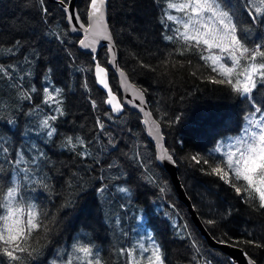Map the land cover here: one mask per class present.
<instances>
[{"label":"trees","instance_id":"16d2710c","mask_svg":"<svg viewBox=\"0 0 264 264\" xmlns=\"http://www.w3.org/2000/svg\"><path fill=\"white\" fill-rule=\"evenodd\" d=\"M226 2L239 27L248 32L250 44L264 42V23L251 21L248 0ZM89 4L78 0L85 21ZM166 5L167 0H109V25L120 65L145 91L207 230L264 264V247L236 243L264 244V209L245 203L228 183L207 174L208 165L190 159L197 154L210 162L217 159L210 156L212 147L221 136L241 130L250 107L227 85L208 78L219 77L201 59L207 51L195 46L186 50L166 19V11L173 15ZM168 35L174 40L165 39ZM78 40L69 33L57 2L0 0V66L6 70L0 72V188L10 186L18 174L25 203L36 204L55 220L42 253L28 258L27 264H63L77 240L91 242L105 264H128L127 252L120 249L132 247L146 264L138 244L151 248L153 241L161 247L165 264H232L229 256L206 243L181 202L182 211L176 210L177 194L157 162L141 115L129 109L119 117L112 115L96 83L92 56L79 49ZM98 58L108 65L104 48ZM111 84L118 91L114 73ZM45 87L62 89L58 99L63 100V115L54 102H44ZM25 92L29 99L22 97ZM255 96L264 102V87ZM52 115L58 118L50 121L56 132L49 137L41 122ZM68 137L73 143L83 139L85 145L72 148ZM21 155L25 162L17 165ZM24 168L30 169L29 181L22 179ZM121 187L129 192L119 191ZM209 219L216 223L207 224ZM0 264L11 262L0 254Z\"/></svg>","mask_w":264,"mask_h":264},{"label":"snow or ice","instance_id":"6c2138e0","mask_svg":"<svg viewBox=\"0 0 264 264\" xmlns=\"http://www.w3.org/2000/svg\"><path fill=\"white\" fill-rule=\"evenodd\" d=\"M40 3L43 4V0H40ZM89 3L90 10L87 13V19L91 21L89 28L85 29L84 24L81 23L79 29L74 25L73 30L91 31L94 38L89 41L86 35L79 43L93 52L96 50L97 43L95 37L108 40L110 42L108 51L114 58L115 46L111 43L112 35L106 21V0H89ZM166 8L184 14L183 18H178L166 11L165 16L167 21H173L182 26L183 31L177 28L176 32L186 45V50L192 51L195 46L197 49L208 52L206 56L201 55V59L219 77L208 78L215 84L227 85L250 107L247 114L243 116L244 124L240 132L230 137L227 144L220 141L213 149L214 153L220 154L219 159H213L210 162L209 159H203L198 154L191 156L190 159L196 164L202 161L203 164L208 165L210 171L207 174L216 175L228 183L237 195H242L245 203L264 209V102L258 101L255 96L258 88L264 87V42L250 44L248 32L239 27L236 13L226 0H167ZM43 10L47 12L46 8ZM247 10L253 23H264V0H248ZM68 19L72 20V13L68 14ZM79 19V14H76V20L79 21ZM165 39L173 41L174 37L168 35ZM214 49L218 50V53L214 52ZM112 63L115 64L114 59ZM0 72H6V70L0 66ZM195 74L193 72V75ZM95 75L99 83L107 90L106 103L111 106V111H121L123 105L116 99L106 80L107 69L102 67L99 61L95 62ZM120 77L121 84L131 91L133 99H139L143 105L145 103L143 91L128 83L127 75L122 69ZM31 90L36 91L35 88ZM43 92L44 102L46 104L54 102L56 112L63 115V100L58 99L62 97V89L50 90L45 87ZM21 95L25 99L30 98L26 92ZM92 103L95 107V101ZM140 110L144 111V108L140 107ZM57 118L56 115H52L41 122L42 128L48 130L49 137L56 132L50 121H55ZM144 123L148 126L149 134L155 136L157 142L163 140L160 122L152 119L151 112H145ZM100 127L103 128L102 123ZM66 143L72 148H75L77 144L85 145L83 139L77 138V142L73 143L71 137L67 138ZM158 158L161 161L175 163L173 156L166 148H163ZM23 162H25L23 155L15 161L17 165ZM20 172L23 173V181L30 180V169L24 168ZM17 175H13L10 186L0 188V209L3 210V214H0V254L7 257L11 264H27L28 258L38 257L42 253L48 234L53 230L50 225H54L55 220L49 219L46 213L39 211L36 204L25 203L21 180L17 178ZM100 191L103 192L104 189L101 188ZM119 191L127 193L129 189L121 187ZM45 220H48V223H45ZM206 223L213 225L216 221L209 219ZM149 239H152L151 236ZM236 243L264 247V244L256 240H242ZM193 246L196 247L195 241ZM71 247L72 254L63 261V264H105L98 254L99 250L91 242L81 243L77 240ZM138 249L141 259L145 260L146 264H165L163 251L154 241L151 248L145 247L144 243H139ZM120 252H127L130 258L128 264H141V260L136 256L137 247L120 249ZM144 253L149 255L145 257ZM244 255L248 264H256V261L248 257L247 253ZM53 264L56 262L53 261Z\"/></svg>","mask_w":264,"mask_h":264},{"label":"water","instance_id":"95a60500","mask_svg":"<svg viewBox=\"0 0 264 264\" xmlns=\"http://www.w3.org/2000/svg\"><path fill=\"white\" fill-rule=\"evenodd\" d=\"M53 2H57L60 5L61 10L64 12L65 16H66V23L69 26V33L72 36H77L79 37L78 40V47L79 49L87 54L92 55V59L94 62V67H93V73H94V77L96 79V83L99 86V88L106 94V89L103 88V86L99 83L96 75H95V62L99 61L98 58V54L99 52L104 48L106 50L107 53V57H108V65L105 66L103 65L100 61V64L102 67L107 69V77L106 80L109 84V86L111 87L113 93L116 96V99L120 102V104L123 105V108L121 111L119 112H112L111 111V106L108 105L106 103L107 108L111 111L112 115L115 117H119L120 115H122L123 111L125 109H129L131 111L137 112L141 115L142 118V122L143 125L145 127L148 139L153 143V145L155 146V151H156V158H157V162L158 164L167 172V174L170 177L171 183L174 187V190L177 194L178 199L180 200V202L185 206L188 215L190 217V220L192 222V224L195 226V228L198 230L199 234L203 237V239L206 241V243L213 249H217L219 250V252L221 251V253L226 254L227 256L230 257L231 259V263L232 264H248L247 258L244 255V253H247L244 251V249L232 242H228V241H220L218 239H216L215 237H213L211 235V233L207 230L206 226L204 225V223L202 222L200 216L197 213V210L195 208V206L192 203L191 198L188 196L180 174H179V167L175 161V163L173 164L170 161L164 160L161 161L158 157L161 153V151L163 150V148H166L168 150V152L172 155L169 147L167 146V140H166V136L163 132L162 126L160 124V130H161V134L163 136V140L160 142H157V139L155 136L149 134L148 132V126L145 125L144 123V119H145V112H151L152 114V119H155V116L150 108V103L148 101L147 95L145 93V91L134 81H132V79L130 78L129 74L127 73V71H125L121 65H120V59H119V50L116 44V41L114 39V36L112 34V31L110 29V25H109V18H108V4H109V0H106V21L108 24V27L111 31V35H112V41L111 43L114 44V50H115V57L113 58V55L111 52L108 51V45H109V41L102 38V37H95V39L97 40V43L95 45V52H93L90 48H85L83 47L79 41L84 39L85 36L87 35L89 38V41L91 39H93L94 37L91 34V31L85 32L83 30H73V26L75 25L77 29H79V25L81 23L84 24L85 29H88L91 21H89L86 17V21L81 17L79 9H78V0H50ZM90 10V4H89V8L88 11ZM72 13V20L69 21L68 19V14ZM88 13V12H87ZM76 14H79V21L76 20ZM88 41H86L87 43ZM95 58V59H94ZM113 59L115 60V64L112 63ZM123 70L124 73H126L127 75V80L128 83L131 85H135L137 89H140L143 91L144 93V101L145 103L143 105H141V102L139 99H133V95L131 93V91L127 90L125 88L124 85L121 84L120 80V70ZM111 73H114L117 77V81H118V91H115V89L113 88L112 84H111ZM107 96V95H106ZM108 99V97H106V100ZM137 105H139L140 107L144 108V111L140 110V107H138ZM173 156V155H172ZM174 159V157H173ZM175 160V159H174ZM248 257H251L248 253H247ZM252 258V257H251ZM253 259V258H252ZM255 260V259H253ZM256 261V260H255ZM257 264V261H256Z\"/></svg>","mask_w":264,"mask_h":264},{"label":"rangeland","instance_id":"374dc122","mask_svg":"<svg viewBox=\"0 0 264 264\" xmlns=\"http://www.w3.org/2000/svg\"><path fill=\"white\" fill-rule=\"evenodd\" d=\"M173 11V15H175V16H177L178 18H183L184 17V14L182 13V12H179V11H176V10H172ZM169 24L173 27V28H175V29H177V28H180V30L181 31H183V28H182V26L180 25V24H178V23H176V22H173V21H169ZM214 52H217L218 53V50H213ZM87 54V53H86ZM106 55H107V53H106ZM206 55H208V52H205V56ZM92 56V55H91ZM108 58V57H107ZM104 65V64H103ZM93 66H94V62H93ZM106 66V65H105ZM96 80V79H95ZM240 132V131H239ZM238 132V133H239ZM238 133H234V134H228V135H225V136H221L218 140H217V143H219L220 141H224L225 142V144H227L228 142H229V138L230 137H233V136H235V135H237ZM216 143V144H217ZM216 144L212 147V149H211V154H213V156H215V158H217V159H219L220 158V154H218V153H214L213 152V149L215 148V146H216ZM160 166V165H159ZM161 167V166H160ZM162 168V167H161ZM163 169V168H162ZM158 170V169H157ZM164 170V169H163ZM165 171V170H164ZM166 172V171H165ZM128 173L129 174H131V172L130 171H128ZM167 173V172H166ZM169 176V175H168ZM132 180L133 181H137V179L135 178V177H133L132 178ZM173 202H174V204H175V207H176V210H178V211H180V209H181V211H182V208H183V206H182V208H180L179 206H178V204H181V203H179L180 202V200L179 201H177L176 200V198H175V196H173ZM136 228L137 229H140V230H143L144 231V228H143V226H141V225H136ZM67 259V258H66ZM65 259V260H66Z\"/></svg>","mask_w":264,"mask_h":264}]
</instances>
